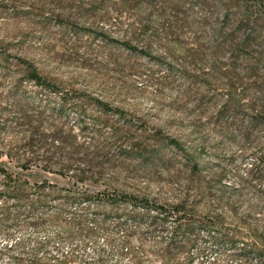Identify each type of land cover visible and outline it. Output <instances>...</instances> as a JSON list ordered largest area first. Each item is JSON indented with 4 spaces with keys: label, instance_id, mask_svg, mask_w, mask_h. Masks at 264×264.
<instances>
[{
    "label": "rangeland",
    "instance_id": "374dc122",
    "mask_svg": "<svg viewBox=\"0 0 264 264\" xmlns=\"http://www.w3.org/2000/svg\"><path fill=\"white\" fill-rule=\"evenodd\" d=\"M238 1L0 0V152L61 129L103 166L4 155L42 186L1 199L0 264H264V0Z\"/></svg>",
    "mask_w": 264,
    "mask_h": 264
},
{
    "label": "trees",
    "instance_id": "16d2710c",
    "mask_svg": "<svg viewBox=\"0 0 264 264\" xmlns=\"http://www.w3.org/2000/svg\"><path fill=\"white\" fill-rule=\"evenodd\" d=\"M241 3L242 2L238 0H226V3H224V8L226 9L225 11L229 12L234 9L240 10V7L242 6ZM258 16L260 19L264 18V2L262 1L260 2V9H258ZM245 20L246 19L241 17L240 21L244 23ZM248 21L250 20L248 19ZM262 22H264V20ZM250 23L256 24V22ZM252 28L253 30L250 31L249 36L247 35L246 42H250V38L258 34L257 26ZM262 56L263 55H261L260 58H262ZM26 72L28 78L34 80L36 83L42 84L44 86L49 85L33 65L28 64L26 66ZM19 108L24 113V115L28 117L29 114L27 107L24 104H20ZM250 123L251 125L254 124V119H252ZM75 140V136L71 134H64L61 129L55 130L53 134L49 135L41 133L40 129L36 128V130L33 131L32 135L26 142L15 146H9L7 151L4 150L3 153L0 152V180L3 181L4 185L3 189L0 190V201L1 199L4 200L6 195L9 194L11 197H13V199H15L16 202L20 203L25 199L24 193L27 190V187H35L36 190H39L42 186L38 183H35L34 186H31L27 179L23 178L21 175H19V173L11 171L6 165V161L3 160L4 155L7 157V159H9L10 162H18L23 168H26V165L29 162H40V164L43 163L42 167L44 169H50L52 165H55L59 167L61 171H72L73 177L77 181L83 180L86 173H88L93 167H97L98 170H101L103 166L99 163L101 161L99 156H91V153L85 152L86 148L83 146V144L78 143ZM261 162L264 163V154ZM37 201L38 200L32 201L33 207H35V205L38 203ZM143 203L149 205V202L146 199H143ZM145 207L148 208V212L150 207ZM0 208L4 215H7L8 209L2 203H0ZM146 214H149V212ZM3 220H5V218L0 219V221ZM167 221L168 216L164 215L161 219V224L164 225ZM177 233H180L178 231V226L174 230V233L172 232V238L168 239L170 241H174L177 238ZM249 249L251 250L252 248L249 246ZM259 250L262 252V259L264 260V246L259 248ZM246 251H248L247 247L244 248V252ZM192 262L193 257H190L188 264H192Z\"/></svg>",
    "mask_w": 264,
    "mask_h": 264
}]
</instances>
